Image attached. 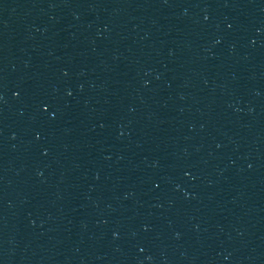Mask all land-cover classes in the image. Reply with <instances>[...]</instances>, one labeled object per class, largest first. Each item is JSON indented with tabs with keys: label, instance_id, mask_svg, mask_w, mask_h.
Instances as JSON below:
<instances>
[{
	"label": "water",
	"instance_id": "1",
	"mask_svg": "<svg viewBox=\"0 0 264 264\" xmlns=\"http://www.w3.org/2000/svg\"><path fill=\"white\" fill-rule=\"evenodd\" d=\"M0 264H264V0H0Z\"/></svg>",
	"mask_w": 264,
	"mask_h": 264
}]
</instances>
